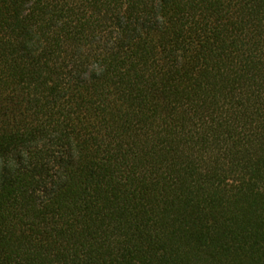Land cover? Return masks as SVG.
<instances>
[{
  "label": "trees",
  "instance_id": "1",
  "mask_svg": "<svg viewBox=\"0 0 264 264\" xmlns=\"http://www.w3.org/2000/svg\"><path fill=\"white\" fill-rule=\"evenodd\" d=\"M0 264H264V0H0Z\"/></svg>",
  "mask_w": 264,
  "mask_h": 264
}]
</instances>
